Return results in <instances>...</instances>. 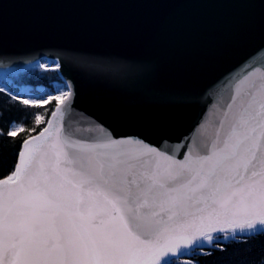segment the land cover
Returning <instances> with one entry per match:
<instances>
[{
    "label": "snow or ice",
    "instance_id": "snow-or-ice-1",
    "mask_svg": "<svg viewBox=\"0 0 264 264\" xmlns=\"http://www.w3.org/2000/svg\"><path fill=\"white\" fill-rule=\"evenodd\" d=\"M226 85L230 94L194 133L157 148L98 121L73 122L67 82L66 91L25 98L5 80L0 94L54 110L47 120L34 115L35 128L12 120L0 129L14 142L28 133L0 178V264H197L182 258L227 253L231 244L251 251L264 237V62Z\"/></svg>",
    "mask_w": 264,
    "mask_h": 264
},
{
    "label": "water",
    "instance_id": "water-1",
    "mask_svg": "<svg viewBox=\"0 0 264 264\" xmlns=\"http://www.w3.org/2000/svg\"><path fill=\"white\" fill-rule=\"evenodd\" d=\"M45 56L73 86V122L175 148L264 62V0H0V70Z\"/></svg>",
    "mask_w": 264,
    "mask_h": 264
},
{
    "label": "trees",
    "instance_id": "trees-1",
    "mask_svg": "<svg viewBox=\"0 0 264 264\" xmlns=\"http://www.w3.org/2000/svg\"><path fill=\"white\" fill-rule=\"evenodd\" d=\"M11 74V75H10ZM8 83L14 90H19L18 85H28L33 91L39 92L42 88H47L48 91L55 89L56 84H63L64 80L59 71H46L43 68L29 66L18 75L9 73ZM15 76H17L15 78ZM7 92V90H5ZM52 95L57 94L55 91ZM54 110V103L43 105L39 107L24 106L18 101L10 100L6 94H0V129L5 132L8 121H16L23 123L26 129L35 128L34 115L40 114L45 117V120L50 118V112ZM45 125H41L36 129L38 133ZM36 133H33L36 134ZM28 135L27 132L21 133L14 142L11 138H0V178L6 177L12 171V165L15 164L16 159L13 155L15 150L14 145L18 144L21 138ZM251 251H248V245L231 244L228 245L227 253L215 252L212 256H191L197 264H260L264 259V237H257L250 242ZM238 250V251H237Z\"/></svg>",
    "mask_w": 264,
    "mask_h": 264
},
{
    "label": "rangeland",
    "instance_id": "rangeland-1",
    "mask_svg": "<svg viewBox=\"0 0 264 264\" xmlns=\"http://www.w3.org/2000/svg\"><path fill=\"white\" fill-rule=\"evenodd\" d=\"M54 61H57V60H54V59L49 58V57H44V58H42V60L40 61V63L41 64H48L49 66H51V65H53V62ZM6 75H7V73H0V87L3 86V82H4L5 78H6ZM29 88L30 87H28V86L22 87V89L19 92L23 93L24 96H25V98H29V97L35 96V95H43V94L46 93L45 92L46 90L45 91L43 90V92H41V93H38L37 92L36 94H32V92L29 90ZM61 89L63 90V88H61ZM184 259H190V260H193L194 261V259L191 258V257L182 258V260H184Z\"/></svg>",
    "mask_w": 264,
    "mask_h": 264
},
{
    "label": "bare ground",
    "instance_id": "bare-ground-1",
    "mask_svg": "<svg viewBox=\"0 0 264 264\" xmlns=\"http://www.w3.org/2000/svg\"><path fill=\"white\" fill-rule=\"evenodd\" d=\"M22 87H23V86L18 85V87H16V88H17V89H18V88H19V89H22Z\"/></svg>",
    "mask_w": 264,
    "mask_h": 264
}]
</instances>
